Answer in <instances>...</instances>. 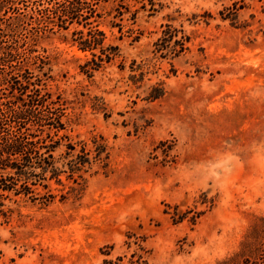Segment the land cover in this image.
Instances as JSON below:
<instances>
[{
	"label": "rangeland",
	"instance_id": "obj_1",
	"mask_svg": "<svg viewBox=\"0 0 264 264\" xmlns=\"http://www.w3.org/2000/svg\"><path fill=\"white\" fill-rule=\"evenodd\" d=\"M233 1L126 0L121 32L100 23L120 55L89 72L72 27L39 38L46 88L67 106L60 133L101 136L109 153L69 178L62 145L60 182L37 188L53 197L5 200L0 264H217L240 250L264 218V7L221 19ZM165 23L189 37L177 55L161 49ZM157 82L165 93L147 99Z\"/></svg>",
	"mask_w": 264,
	"mask_h": 264
},
{
	"label": "trees",
	"instance_id": "obj_2",
	"mask_svg": "<svg viewBox=\"0 0 264 264\" xmlns=\"http://www.w3.org/2000/svg\"><path fill=\"white\" fill-rule=\"evenodd\" d=\"M243 0H234L219 11L221 19H235L237 11L244 7ZM261 6L264 7V0ZM132 16L126 0H0V217L6 220L12 209L5 200L11 195L25 196L32 200L53 197L46 190V179L60 182L61 170L55 165L53 153L64 145L68 157V177L90 165L93 161L106 163L108 150L102 137L92 136L90 143H71L67 135L60 133L66 127V102L46 88L51 78L49 59L37 50V42L46 32L69 30L71 41L77 49L89 51L91 58L83 65L89 72L111 62L120 55L117 44L106 43V33L100 27L102 19L121 32L124 13ZM161 49L177 55L189 37L171 24L163 25ZM171 43V44H170ZM131 62V70L143 78L140 64ZM165 93L162 82L149 86L147 99L154 100ZM48 174V176H47ZM12 201H16L14 198ZM142 256L133 262L142 264ZM110 264V260H105ZM145 263V261H144ZM217 264H264V218L253 221L240 250Z\"/></svg>",
	"mask_w": 264,
	"mask_h": 264
}]
</instances>
